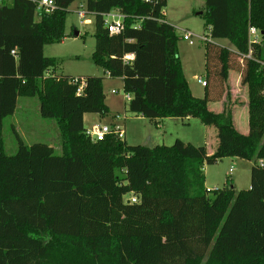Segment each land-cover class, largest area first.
Masks as SVG:
<instances>
[{"label": "trees", "instance_id": "16d2710c", "mask_svg": "<svg viewBox=\"0 0 264 264\" xmlns=\"http://www.w3.org/2000/svg\"><path fill=\"white\" fill-rule=\"evenodd\" d=\"M56 2L51 14L29 0L0 4V264H264V35L259 43L249 38L250 27L264 31V0H205L212 41L203 98L186 77L180 36L164 15L168 0H86L95 15L93 61L122 79L130 110L157 124H214L220 144L212 155L181 139L154 147L112 135L93 142L84 116L109 114L104 79L83 78L78 94L75 77L57 74L59 60L44 54L64 39L75 0ZM113 9L126 16L119 34L104 24L102 14ZM234 70L248 87L246 135L231 108L209 107L228 94ZM20 97H37L41 116L56 121L62 154L49 143L28 144L14 125L17 151L5 152L4 121ZM226 156L254 162L250 189L206 187L205 164Z\"/></svg>", "mask_w": 264, "mask_h": 264}, {"label": "rangeland", "instance_id": "374dc122", "mask_svg": "<svg viewBox=\"0 0 264 264\" xmlns=\"http://www.w3.org/2000/svg\"><path fill=\"white\" fill-rule=\"evenodd\" d=\"M205 0H168L164 9L167 22L174 25L180 36L179 54L183 62L184 70L188 81L193 87L191 90L196 97H205L206 89L194 78L195 75L206 79V56L205 43L197 41L190 44L182 37V29L189 30L197 35L207 34L205 21L201 14L204 12ZM86 9V0H75L69 7L65 26V37L60 42L47 44L44 47V54L48 57H55L59 60L55 71L59 75H69L76 78L88 76L103 77L106 104L110 112L105 117L98 113L86 115L85 126L91 129L93 125H110L114 120V114H126V137L130 145H145L154 147L156 145H172L177 139L196 146L205 145V139L210 140L211 135L205 131V124L198 118L166 120L159 124L150 121L148 118L138 115L130 110V101L125 97L126 92L120 78H111L103 67L96 65L93 61V53L96 47L95 39V15L87 13V22L83 23L78 15L79 10ZM79 31V35L75 34ZM222 44L230 46L228 40ZM228 85V99L231 100L230 87L237 82L240 74L237 71L231 72ZM241 84L240 91L235 95L239 109L235 111V123L241 134L249 132V109L244 108L243 102L247 97L248 87ZM116 90V93H113ZM218 99L210 101L212 110L218 109ZM16 126L21 137L28 143L45 142L52 145L55 154H62V141L56 121L45 119L40 113V102L37 97H20L16 114L9 116L4 121L3 137L5 141V152L13 155L17 151V138L13 131ZM216 137V134L215 136ZM206 146V145H205ZM253 161L239 156H226L218 158L213 163L207 162L204 167L206 176V187L215 190L227 186H234L236 191L250 189L251 169ZM233 167V171H230ZM211 196L213 193H210ZM129 196H126L127 200Z\"/></svg>", "mask_w": 264, "mask_h": 264}, {"label": "built area", "instance_id": "2783aa9c", "mask_svg": "<svg viewBox=\"0 0 264 264\" xmlns=\"http://www.w3.org/2000/svg\"><path fill=\"white\" fill-rule=\"evenodd\" d=\"M12 0H0V4H3L5 2H11ZM33 2L36 5V11L39 14H51L55 12L58 9V5L56 0H29ZM89 13L87 11V8L85 10H79L78 15L80 20L85 23L88 20L86 19V15ZM166 14V12H165ZM164 14V15H165ZM104 18V24L108 31L111 34H119L121 33L125 28V18L126 16L118 9H113L107 13L102 14ZM208 32L207 34L197 35L189 30L182 29V37L184 40L188 41L190 44H195L197 41L202 42H208L212 41L211 38V26H208ZM249 38L250 41L253 43H259L262 38L261 30L257 29L256 27H250L249 29ZM12 54H15V51H12ZM251 56V52L249 53V56ZM135 55L134 54H128L124 57L125 62L130 63L134 60ZM197 81L202 84V86H207V80L205 78H202L200 76L197 77ZM73 83L79 82V88H78V94L82 93L85 81L83 78H81L80 81H78V78H74L72 80ZM113 93H116V90H113ZM125 97L130 100L131 95L126 94ZM127 119L126 114H115L114 120L110 123V125H93L91 129H87V133L90 136L91 140L93 142L102 141L105 140L109 135H112L118 139L125 140L126 137V127H125V121ZM230 171H233V167H231ZM129 202L136 203L138 202V197L136 195H130L128 197Z\"/></svg>", "mask_w": 264, "mask_h": 264}, {"label": "crops", "instance_id": "0c3cea01", "mask_svg": "<svg viewBox=\"0 0 264 264\" xmlns=\"http://www.w3.org/2000/svg\"><path fill=\"white\" fill-rule=\"evenodd\" d=\"M166 16H167V14H165V18H166ZM166 21H167V19H166ZM174 26V25H173ZM205 27H206V29H208V26H206L205 25ZM178 29V28H177ZM222 41L223 40H214V42H216V43H218V44H220V45H223L222 44ZM224 46V45H223ZM229 48H232L233 49V46H231V44H230V46H229ZM183 63V62H182ZM183 68H184V66H183ZM185 71V70H184ZM231 75V74H230ZM197 75H195V79L197 80ZM230 78H231V76H230ZM230 78H229V80H230ZM121 79V78H120ZM122 80V79H121ZM240 80H241V76L239 77V79H238V77H237V82L234 84V86L232 85V87H230V91H232L233 92V94H235L236 95V93L238 94L239 93V91H240ZM231 81V80H230ZM123 82V81H122ZM189 82V81H188ZM198 82V81H197ZM199 83V82H198ZM189 85H190V88H192L193 87V85H191L190 84V82H189ZM202 85V84H201ZM242 86V85H241ZM205 89H206V87L205 86H203ZM192 92L194 93V91L192 90ZM195 95H196V93H194ZM235 95H231V97H232V99L231 100H229L228 99V94L227 93H225L224 94V96H223V98L221 99V100H219L220 102H218V103H220V105H219V107H217L218 109H215V110H212L211 108V111H213V112H215V113H221V112H223L225 109H227V108H231L232 109V112H233V119H234V124H235V127H236V129H237V126H236V123H235V110L236 109H239V107H238V105H237V99H236V97H235ZM243 106H244V108H247L248 107V99H247V97L245 98V101L243 102ZM209 107H210V104H209ZM17 111V110H16ZM15 114H16V112H15ZM14 114V115H15ZM88 114V113H87ZM87 114H85V116H84V123H85V120H86V115ZM116 114H121V113H116ZM13 115V116H14ZM114 116H115V114H114ZM180 120V118H167V119H164V120H161V121H159V123L160 122H162V121H166V120ZM188 119V118H187ZM189 119H191V118H189ZM182 120V119H181ZM158 123V124H159ZM160 125V124H159ZM205 126H206V128H205V131H207V132H209V134L208 135H211V140L207 137L206 139H205V145H206V147H207V150H208V152H209V155H212L216 150H217V148H218V146H219V144H220V139H219V129L214 125V124H209V125H206L205 124ZM125 127H126V125H125ZM238 130V129H237ZM239 131V130H238ZM215 134H216V137H214L215 136ZM245 135V134H244Z\"/></svg>", "mask_w": 264, "mask_h": 264}, {"label": "water", "instance_id": "95a60500", "mask_svg": "<svg viewBox=\"0 0 264 264\" xmlns=\"http://www.w3.org/2000/svg\"><path fill=\"white\" fill-rule=\"evenodd\" d=\"M203 12H201V14H202ZM262 33V35H264V31H262L261 32ZM75 34L78 36L79 35V31L77 30L76 32H75Z\"/></svg>", "mask_w": 264, "mask_h": 264}]
</instances>
